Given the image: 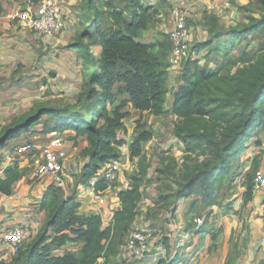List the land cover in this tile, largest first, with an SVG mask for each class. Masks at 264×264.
<instances>
[{
    "label": "trees",
    "instance_id": "trees-1",
    "mask_svg": "<svg viewBox=\"0 0 264 264\" xmlns=\"http://www.w3.org/2000/svg\"><path fill=\"white\" fill-rule=\"evenodd\" d=\"M258 2L264 9V0ZM106 8L111 10L110 19L122 30L105 34L96 21L95 26H91L93 30L81 33L74 45L83 49L81 58L86 70L93 69L77 95L81 107L36 105L0 130V149L9 147L11 141L37 125H43L45 135L73 132L74 140L85 138L88 142L83 150L88 161L81 177V183L86 184L102 166L122 157L120 148L125 143L117 132L127 117L123 112L127 103L114 105L125 93L135 110L155 116L170 113L178 119L174 132L184 144L186 153L173 216L182 214L179 202H186L191 197L194 198L189 205L191 209L198 204L205 209L214 207L235 162L246 150L253 134L264 127V48L255 56L239 58L249 66L236 73L224 74V67L213 70L199 66L197 61H190V74L175 93L174 105L168 110L169 58L173 47L170 37L166 35L160 44L138 41L140 33L154 22L158 13L155 7L137 6L129 21L113 2H108ZM2 12L4 7L0 0ZM251 22L240 31L234 30L233 41L246 40L253 34L264 35V17L251 19ZM84 37L89 38V42L85 43ZM99 45L103 49L100 58L96 59L91 47ZM206 47L208 44H202L197 50ZM117 85L120 86L116 88ZM43 117L47 120L42 123ZM150 138L151 135L142 134L131 144V158H139L138 173L132 177L128 188L119 192L122 206L114 212L108 227L104 226L101 214L81 215L77 198L74 195L63 196L64 188L51 185L40 206V211L48 214L44 226L32 243L23 250L24 245L21 247L12 261L3 260L0 264H102L115 244L128 237L134 228L150 167L143 158V143ZM198 154L202 160L198 156L193 159ZM165 169L170 174V167ZM26 173V168L19 164L7 167L4 178L0 177V193L10 196L14 184ZM252 179L247 184L246 202L254 197ZM108 188L105 182L96 186L99 192ZM194 228V224L188 227ZM79 241L85 243L79 255L69 252L61 257L52 256L55 246ZM181 259L162 260L158 264H179Z\"/></svg>",
    "mask_w": 264,
    "mask_h": 264
},
{
    "label": "rangeland",
    "instance_id": "rangeland-1",
    "mask_svg": "<svg viewBox=\"0 0 264 264\" xmlns=\"http://www.w3.org/2000/svg\"><path fill=\"white\" fill-rule=\"evenodd\" d=\"M7 1L6 3L10 6L11 4L9 3L12 1ZM74 1L60 0L62 8L66 7L68 9L70 17V9H75L74 14L76 15V11L82 8L84 23L79 27L76 35L72 30L66 28L64 33L52 38L56 40L61 39L68 31L67 39L69 37L68 40H71V38L72 40L66 44L60 42L56 47V44L49 45L50 43L46 42V38L22 29L18 24V20L12 19L14 14L10 18L12 23L18 26V28L11 32H8L10 30L0 32V35L4 37L2 38L1 47L9 53H12L14 48H18L15 43L25 46L23 50L20 49V51H23V57H18L21 61L18 65L14 66L16 68H11L13 63L11 64V60H9L11 57L9 53L4 55L7 56V60L2 61L4 63L0 65V130L11 123L13 119L29 112L38 104L81 107L77 102V94L74 95V92H72L75 88L72 81H67V76L60 77V74L55 69H52V62L60 57L57 54L73 51L71 48L73 47V43L78 41L81 33L89 29L93 30L91 26H95L96 21L103 28L105 34L122 30L121 27L116 26L110 19L111 10L106 8L108 2H113L118 10L125 13L126 20L128 21L131 19L137 6L155 7L158 13L154 17V22L147 30L140 33L138 39L139 42L149 44L164 42L165 36L173 28L172 12L176 7H181L182 5L194 7V11H192V15L188 19V26L192 32V41L189 44L190 56L177 69H169L166 108L171 107L174 93L190 74V61H197L199 62V66L213 70L224 67V74L236 73L239 69L249 66V64L246 65L239 61V58H243L246 55L248 57L255 56L260 49L264 48V35L261 34L249 35V38L246 40L239 39L233 41L234 30L240 31L244 27L250 26L252 23L251 19L254 21L264 17V9L258 0ZM210 1L213 3L211 11L204 10V12L203 9L198 10L195 7L196 3L205 2L208 4ZM17 2L19 6L17 4L18 7L14 6V8L16 7L15 11L19 12L20 10L27 9L31 0H17ZM65 13L66 25H69L70 17H67L68 15H65ZM78 14H80L79 11ZM84 42H89V38L84 37ZM220 42L225 43L221 45ZM69 43L70 45H68ZM202 44H208V47L197 50L198 46ZM56 50H59V53H56ZM79 52L80 54L83 53V49L80 48ZM59 72L61 73V71ZM86 80H84V83ZM51 85L56 88L57 92L52 91L51 88L48 89V86ZM68 87L72 88L66 91ZM119 98V102H116L114 106H119L124 101L127 103L126 108L123 110L127 114V117L123 120L122 126L117 132L119 139L125 143L120 149L122 157H125L127 161L123 165L121 178L118 182L112 184L109 197H112V194H119L122 191L121 186L127 185L128 182L131 183L132 177L138 173L139 158L132 159L130 155V159L127 158L131 152L130 148L133 141L142 134L151 135V138L143 143V158L145 159V164L150 167L142 188L143 197L139 203L138 216L133 228V230H140L151 234L150 253L140 258L129 254L125 247L126 237L115 244L112 252H110L111 254L105 256L102 264H158L162 260L175 259L178 255L183 258V261L179 264H201L202 262L206 263L209 259H216L226 254V228L231 226L232 223L234 224L235 222L233 221L236 219L239 220L240 225H243V228H253L254 226V222L251 220L253 209L249 211V202L245 201V197L248 181L251 180L254 172L264 165V127L258 129L253 134L247 144L246 150L240 154L239 159L235 162V167L228 177L224 188H222L218 204L206 209L201 204H198L194 209H191L189 205L194 200L191 197L186 202H179L180 206H182V214L174 217L173 211L177 205L175 194L178 191L179 182L182 180L184 156L186 153L184 144L180 142L174 132L178 119L170 113L161 116H155L148 112L140 114L129 110V97L125 93H122ZM82 112L85 113L83 110ZM46 120L47 118L43 117L42 123ZM41 128L42 125H37L32 131L28 132L30 134L23 137L20 136L18 140L11 141L9 143L11 151L0 149V168H2L1 165L5 161V158L9 157L11 159L10 162L14 165L20 164L21 168H26L29 174L27 182L29 184L32 183L30 185L33 188L44 182L43 179H34L31 174V171L39 162L41 150L35 149L34 152L23 154H19L16 150L28 143H32L34 146L36 145L40 148L46 145L50 136L49 138H44V133L38 131ZM30 136L42 137L32 139L29 138ZM61 137L68 148V165H70L69 169H71L68 176L72 178H68L71 182L70 190L67 185L63 196H76L82 187L81 177L84 166L88 161L83 155V150L87 146L86 139L80 138L74 140L73 136L69 133L62 134ZM197 156L200 160L203 159L200 154L194 155L193 159H197ZM168 166L170 167V174L165 169ZM84 198V200L87 199L86 197ZM79 199L81 202L82 198ZM36 210L31 209L29 212L35 213ZM4 212L8 214L0 219V230H3L2 233L21 226L10 225V222L13 221V217L16 215L15 212L3 211L2 213ZM109 213L107 212L106 217ZM182 215L185 223L187 222L186 216L189 220L188 225H195L193 231H187V224L186 227H179L180 222H178V217ZM196 218H204V224L201 227L196 226L194 222ZM33 239L34 237H29L21 250L32 243ZM58 248L60 247L55 246L52 256H64L69 252L79 255V253H76L71 242L67 244L64 252L57 250ZM8 253L10 254L7 250ZM236 258L233 259L231 257L227 264H233V262L237 264L239 257Z\"/></svg>",
    "mask_w": 264,
    "mask_h": 264
},
{
    "label": "crops",
    "instance_id": "crops-1",
    "mask_svg": "<svg viewBox=\"0 0 264 264\" xmlns=\"http://www.w3.org/2000/svg\"><path fill=\"white\" fill-rule=\"evenodd\" d=\"M12 2L9 3L11 4L10 6L6 3L8 2L7 0H2L3 3V7H4V12L0 13V32H4V31H15L18 26H15L12 21H11V15L16 13V7L19 6V3L17 2V0H11ZM77 1V0H75ZM74 1V2H75ZM202 4L208 5L212 8L213 3L210 1L208 4L205 2H201ZM18 4V6H17ZM14 6H16L14 8ZM207 7V6H206ZM65 15L67 14V17L69 16V11L68 9L65 7L63 8ZM19 11V10H18ZM75 9H70L71 12V17H70V21L68 22L69 25H66V28L69 30H72L73 33L76 35L78 33V29L79 27H81L82 23H84V19L82 16V8H79L76 11V15L74 14ZM78 11L80 14H78ZM206 11V10H205ZM204 11V12H205ZM211 11V10H208ZM17 34V33H16ZM80 34V33H79ZM68 36V31L63 35V37L61 39H52V38H46V42L51 44H56L55 47L57 45H59L60 42L66 44L67 42L71 41L67 39ZM15 37V36H14ZM12 37V38H14ZM2 38H4L3 36L0 35V65H3L4 62L7 60V55L9 52L7 50H5L3 47H1V43H2ZM56 40V41H55ZM84 41V39H83ZM143 43V42H141ZM223 43L225 42H220L221 45H223ZM16 47L18 48H14L11 54V57L9 58V60H11V68L14 69L16 67V64L18 65L20 63V59L21 57H23V51H20V49L23 50V47H25L24 45L21 46L19 43H15ZM76 43H73V47L72 50L73 51H65L63 52V54H57L60 57L57 58L56 61H53V68L55 69L59 74L60 77H66L68 78L67 81H72L73 85H74V90L72 92H74L75 94H79L83 87V83L84 80H86V78L88 77V75H90V73L92 72L93 69L91 70H86V68L84 67V60L81 58V54H80V47L74 46L76 45ZM149 44V43H146ZM70 45V43L68 44ZM20 47V48H19ZM57 49V48H56ZM102 46H96V47H91V53L94 54L96 59L100 58V55L102 53ZM33 50V49H31ZM59 50H56V53ZM5 53V54H2ZM51 56V55H50ZM19 57V58H18ZM61 71V73L59 72ZM169 83V81H168ZM80 85V86H79ZM79 86V87H78ZM120 86L117 85L116 88ZM181 87V86H180ZM179 87V88H180ZM51 88L52 91L57 92L56 88L53 87V85L48 86V89ZM72 88V87H70ZM69 87L67 88L66 91H68L70 89ZM178 88V90H179ZM177 90V91H178ZM51 91V90H50ZM176 91V92H177ZM175 92V93H176ZM174 93V96H175ZM174 101H175V97H173V102L170 108H167L168 110H171L173 105H174ZM129 110L138 112V113H143L142 111L139 110H135L132 106L131 103ZM167 105V102H166ZM146 113V112H144ZM10 124V123H9ZM43 130V125L42 128L39 129L38 131H40L41 133ZM69 133L72 136H75V134L73 132H66L64 134ZM30 133H26L23 136H26ZM55 134L58 133H53V134H47L44 136V138H50L54 137ZM42 136H30L29 138L32 139H39ZM19 139V138H18ZM16 139V140H18ZM80 139V138H79ZM82 139V138H81ZM86 145L88 146V142L86 141ZM85 146V147H87ZM84 147V148H85ZM11 151L10 146L7 147L6 149H4L5 151ZM7 154V153H6ZM4 154V155H6ZM129 155L127 156L128 159ZM6 157V156H4ZM9 157L5 158V161L2 163V168H0V177L4 178V170L7 167H10L12 165H14L11 161V159H9ZM28 159V158H27ZM40 159V158H39ZM38 159V160H39ZM8 160V162H7ZM28 161V160H27ZM16 165V164H15ZM14 165V166H15ZM20 165V164H19ZM69 166L67 167L66 170V178H67V185L69 186V190H70V180L68 178H70L68 176L69 171H71V169H69ZM21 167V165H20ZM264 167V165H263ZM33 170L31 171L32 174ZM32 176V175H31ZM29 177V174L26 173V176L23 177L22 179H20L18 182H16L13 186V191L12 194L10 196H5L2 195L0 193V219L4 218L8 213H2L3 211L6 212H15L16 215L13 217V221L10 222V225H21V226H26L29 228V230L31 231V236L32 237H36V235L38 234V232L41 230V228L44 226L45 221L47 219V212L46 211H40V206H41V202L43 199V196L45 194V192L47 191V189L49 188V184L46 182H43V184L37 185L36 187H32L30 184L32 183H28L27 179ZM72 179V178H70ZM82 191V187L80 188V192L79 194H77L75 197L77 198L78 202L80 203V207H79V213L81 215H85V216H90L93 214H101L103 216V220H104V226L108 227L111 222L113 221V216H114V212L118 211L121 208V202L118 199V194H112V197H109V194L111 193V189L106 191L104 193V198H103V202H98V204H92L90 203V201L88 199L84 200V196L81 194ZM82 198L81 202L80 199ZM84 198V199H83ZM235 199V198H234ZM242 202H243V198H242ZM240 203V202H239ZM34 205V206H33ZM38 205V206H35ZM256 208V209H254ZM5 209V210H4ZM31 209H37L35 213L29 212L31 211ZM248 209L249 211L251 209H253L252 211V218L251 220L254 222V226L253 228H243V225L239 224V220L236 219L233 222H235L234 224L232 223L231 226H228L226 228V244H225V249L227 250V253L219 256L216 259H209L207 260V262H202L201 264H227L228 261L230 260V258L232 257L233 259L236 257L238 258V263L237 264H261L262 261L264 260V246H263V239H264V194H259L257 196H254L253 199L251 201H249L248 203ZM107 212H110L109 215L106 217ZM247 217V216H246ZM186 218V223L183 221V215L178 217V222L179 223V227H186V224L188 225V219ZM135 224V223H134ZM190 226V224L188 225V227ZM186 231V230H185ZM188 232L193 231V229H188ZM3 230H0V261H6V262H10L12 261L13 257L8 253L7 254V248L6 245L3 242ZM30 236V237H31ZM69 242L66 243V245L64 246H59L60 248H58L57 250H62V252L65 251V249L67 248V244ZM73 248L75 249L76 253H80L85 245L84 242H71ZM5 252V253H4ZM229 256V258H228ZM61 257V256H60ZM181 258L180 255L176 256L175 258ZM228 258V259H227ZM237 259V258H236ZM173 260V259H171ZM181 261H183V258L181 259ZM180 261V262H181ZM179 262V263H180ZM233 264H235V262H233Z\"/></svg>",
    "mask_w": 264,
    "mask_h": 264
},
{
    "label": "built area",
    "instance_id": "built-area-1",
    "mask_svg": "<svg viewBox=\"0 0 264 264\" xmlns=\"http://www.w3.org/2000/svg\"><path fill=\"white\" fill-rule=\"evenodd\" d=\"M207 6V7H206ZM195 7L204 10H210L211 7L202 3H196ZM194 7L190 5H182L176 7L172 12L173 28L169 32L172 42V51L170 53L169 63L170 69H177L190 56L189 44L192 41L191 29L188 26V19L192 15ZM63 8L60 0H31L30 5L25 10L16 12L13 20H18L19 26L27 31L36 33L42 37L55 38L66 29V21L64 18ZM35 149H40V159L34 167L32 175L34 179L44 180L50 186H58L64 188L67 186L66 170L69 164V153L65 141L60 134L49 138L43 147L34 146L32 143L20 146L19 154L31 153ZM127 159L121 157L104 166L94 175L86 184H82L81 194L86 197L90 203L98 204L103 202L104 193L110 190L112 184L118 182L122 176L123 165ZM105 182L109 188L99 192L96 189L97 184ZM121 186L122 191L129 186ZM253 196L264 194V167L256 170L252 179ZM104 221V220H103ZM197 227L204 224V218H196L194 220ZM30 237V230L26 226H19L3 233V242L14 257L17 255L21 247ZM151 234L140 230H132L127 237L126 250L129 254L140 258L150 253ZM264 246V239H263Z\"/></svg>",
    "mask_w": 264,
    "mask_h": 264
}]
</instances>
